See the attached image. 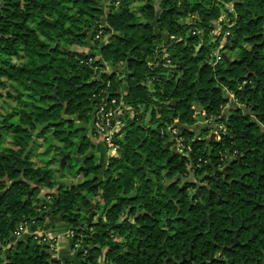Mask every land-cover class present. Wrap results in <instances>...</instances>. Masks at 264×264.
Instances as JSON below:
<instances>
[{
	"label": "trees",
	"instance_id": "trees-1",
	"mask_svg": "<svg viewBox=\"0 0 264 264\" xmlns=\"http://www.w3.org/2000/svg\"><path fill=\"white\" fill-rule=\"evenodd\" d=\"M7 83L0 264H71L53 238H15L55 216L80 264H264V0H0V98ZM103 91L128 106L106 164Z\"/></svg>",
	"mask_w": 264,
	"mask_h": 264
},
{
	"label": "built area",
	"instance_id": "built-area-1",
	"mask_svg": "<svg viewBox=\"0 0 264 264\" xmlns=\"http://www.w3.org/2000/svg\"><path fill=\"white\" fill-rule=\"evenodd\" d=\"M227 8L231 10V5L229 4V7L227 6ZM222 23H224V25L228 27L232 25L231 21L225 19L224 16L222 15L218 18V20L214 22L213 24L214 26L213 29L211 30V34H218ZM228 33L229 32L226 30L223 33V38ZM96 37H98V35H96ZM213 55L215 56L213 62H218L222 58L221 46L215 49ZM93 97H95L97 100L95 102L93 115H92V121H91L92 129L94 133L96 134L99 133L102 136V142L107 149L117 152L118 144L116 143L115 139L117 133L124 126L123 116L125 112H127L128 106L124 103L121 96H117V97L112 95L110 96L106 94L104 91L93 94ZM230 98L234 101L236 100L233 94H230ZM222 127H223L222 125H218V130H221ZM22 229L23 226L21 224L19 228L16 230L15 235L19 236ZM67 235L68 237H72L73 232L69 230L67 232ZM47 237L49 238V236Z\"/></svg>",
	"mask_w": 264,
	"mask_h": 264
},
{
	"label": "rangeland",
	"instance_id": "rangeland-1",
	"mask_svg": "<svg viewBox=\"0 0 264 264\" xmlns=\"http://www.w3.org/2000/svg\"><path fill=\"white\" fill-rule=\"evenodd\" d=\"M226 6L229 7V4H226ZM101 33L99 32V38L102 40V41H105L107 39L106 36H100ZM73 48L77 49V50H81L79 47H76V46H72ZM225 52H227V55L228 56H234V52L233 51H230V50H225ZM15 62H17V60H14ZM123 69V68H121ZM5 88H1V92L3 93L2 95V98H0V118L1 117H4L6 114H8L9 112L13 111L14 109L17 108V101L12 98L11 96H9L7 94V92H10V93H13V89L12 87L9 85V83L5 84ZM76 125L77 126H81L83 125L84 126V123L80 122V121H76ZM91 126V123L90 125ZM225 130V127H222V129L220 131H224ZM7 135V134H6ZM5 135V136H6ZM7 140V139H6ZM3 143V147L6 148L7 146H9V143L8 141H6ZM40 142V141H39ZM98 144H97V147H96V150L93 151L96 156L99 155V151H98ZM106 148V147H105ZM109 150V149H108ZM46 151V147L42 146V147H37L36 150H35V154L33 156V160L37 162V164L40 163V161H43L45 160L49 155L44 153ZM110 151V150H109ZM103 162V161H102ZM56 167V165H54ZM70 178V177H69ZM188 178L191 179L192 181H195V178L193 177V175L190 174V176L188 175ZM72 179V178H71ZM78 180V179H77ZM72 182H75L76 179H72L71 180ZM26 224H22V226L24 227ZM29 225V224H27ZM26 225V226H27ZM25 230V229H24ZM38 237L40 236H48V235H38ZM19 236H17L16 238H18ZM57 256L59 258L61 257H64V258H67L71 261V264H80V259L78 258L77 256V251L75 249H72L71 248V240H70V237L67 238L65 237L64 239L63 238H60L58 240V246H57ZM56 255H53V256H56Z\"/></svg>",
	"mask_w": 264,
	"mask_h": 264
},
{
	"label": "crops",
	"instance_id": "crops-1",
	"mask_svg": "<svg viewBox=\"0 0 264 264\" xmlns=\"http://www.w3.org/2000/svg\"><path fill=\"white\" fill-rule=\"evenodd\" d=\"M215 133V132H214ZM213 133V134H214ZM90 136V139L92 141H94V143L98 146V151H99V155L102 154L103 155V164H106V161L109 157L115 156L117 152L114 151H109L107 148H105L103 142H102V136L98 133H93ZM98 155V156H99ZM27 225V224H26ZM24 226L23 229L21 230L20 234H31V233H35V234H44V235H48L50 238L54 239L55 242V249H56V254H57V246H58V240L60 238H69L67 235V232L70 230L69 226H67L65 223H63L58 217H54V228L53 229H47V230H43L38 226H34L33 224H29L27 226ZM25 229V230H24ZM55 254V255H56ZM56 258H59L57 255L55 256Z\"/></svg>",
	"mask_w": 264,
	"mask_h": 264
},
{
	"label": "flooded vegetation",
	"instance_id": "flooded-vegetation-1",
	"mask_svg": "<svg viewBox=\"0 0 264 264\" xmlns=\"http://www.w3.org/2000/svg\"><path fill=\"white\" fill-rule=\"evenodd\" d=\"M217 171H219L221 174H223L222 175V178H226V176H225V173H226V170H227V166H222V167H219L218 169H216ZM241 177H239V179H240ZM196 180V179H195ZM234 179H231V180H229L228 182H231V181H233ZM226 181V180H225ZM199 182V184H201V185H205V183H201L200 182V180L198 181ZM199 191V189L198 188H196V189H192L191 191H190V198H192L193 197V195H194V192H198ZM17 237V236H16ZM15 237V238H16ZM222 250H223V248L221 249V255H222Z\"/></svg>",
	"mask_w": 264,
	"mask_h": 264
},
{
	"label": "water",
	"instance_id": "water-1",
	"mask_svg": "<svg viewBox=\"0 0 264 264\" xmlns=\"http://www.w3.org/2000/svg\"><path fill=\"white\" fill-rule=\"evenodd\" d=\"M222 57H223V60L226 62V63H229V60H228V58H227V56H226V54L225 53H222ZM196 111L197 112H199L200 111V108H196ZM211 136H214V134H212ZM31 145V144H30ZM64 160H65V157L63 156L62 158H61V165L63 164V162H64ZM234 180H239V179H234ZM91 209V208H90ZM88 210H86V212H87ZM91 218H92V212L91 213H89L88 214V216H87V219L90 221L91 220ZM163 248H164V246H163ZM170 258V254H168L167 255V259H169Z\"/></svg>",
	"mask_w": 264,
	"mask_h": 264
}]
</instances>
